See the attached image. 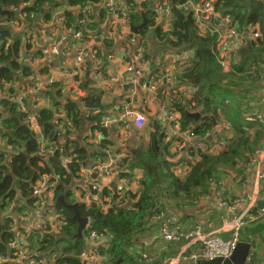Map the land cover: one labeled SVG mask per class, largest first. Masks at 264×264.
Here are the masks:
<instances>
[{
    "label": "trees",
    "instance_id": "trees-1",
    "mask_svg": "<svg viewBox=\"0 0 264 264\" xmlns=\"http://www.w3.org/2000/svg\"><path fill=\"white\" fill-rule=\"evenodd\" d=\"M102 1L0 0V260L9 264H20L9 244L15 239V230L22 221L20 218L29 217L38 209L37 198L32 195L42 176L50 178L54 184L50 190L54 204L50 214H55L57 218L53 222L44 221L41 229L33 231L27 238L30 250L35 249L38 258L51 260L54 257L51 264H85L80 256L89 250L90 233L96 232L99 239L106 241V249L103 250V245L99 248V257L104 259L102 264H145L136 259L137 255L131 252V246L151 226L153 218L157 219L162 212V200L184 197L183 201L189 204L200 194L208 192L210 182L226 175L225 169L243 163L241 178H244L249 171L247 163L250 157L264 141V124L247 121L243 116L245 110L242 109L245 104L241 98L236 100L233 94L237 83L243 85L246 82L250 85L257 82L264 89V0H191L195 5L208 3L218 20L219 15L228 16L238 30H245V35H253L244 40L240 58L236 63H228L226 73L220 64L224 57L216 49L219 33L208 31L209 28L200 23L197 12L179 8L186 0H176L175 3L173 0L130 3L127 4V13H119L118 16L125 18L132 26H139L144 18L147 20L146 27L140 30L138 36L143 58L148 59L159 51L169 50L181 55L192 50L193 57L186 62L182 60L179 75L195 90L193 99H196V103L193 107L186 105V108L188 112L199 111L201 116L207 113L217 115L214 121L224 128L230 127L233 137L219 154H200L184 178H180L172 171L175 165L172 159L176 154L171 153L169 145L155 134L156 144L150 140L147 144L129 149V156L121 159L117 163L118 169L113 170L118 179L126 181L134 178L135 169L143 170L137 190L125 192L119 205L114 204L119 197L116 188L112 192L105 188L102 191L82 189L79 184L84 178L81 172L106 161L110 157L106 150L112 145L106 140V129L102 128L106 106L91 78L96 70L106 76L108 55L114 47L111 38L100 39L103 35L100 26L111 17L107 8L97 7ZM156 3L169 7L171 19L167 30L156 24ZM117 5H120L119 2ZM58 6L64 8L63 29L80 34L84 30L86 33L81 36L83 43H90L88 33L98 34L93 44L99 45L90 49L94 59H85L78 75L70 80L68 74L71 70L64 64V57H57L54 67L35 63L44 56L38 49L35 50V46H32L34 49L31 51V45L25 41L33 33L36 36L43 34L45 25L52 24ZM87 6L91 8L85 14L88 23L82 28L77 20L83 15L74 18L73 10ZM210 21L212 25L218 24L214 18ZM203 31L208 33L204 34ZM132 36L134 34H130V38ZM126 50L130 52L129 47ZM21 55H24L25 60ZM27 60L39 65H34V69ZM150 61L152 66L156 65V62ZM43 76L51 81L46 90L38 95L47 97L48 103L34 107L35 102L27 99L29 95L26 90L34 87L38 81H45ZM227 77H231L227 81L234 80L230 83L235 85L234 88H229L230 85L225 81ZM64 79L67 80L66 84ZM21 94L23 109L18 102ZM248 94L247 99H252V90ZM173 107L176 109L182 105L175 104ZM259 108L262 111L264 106ZM219 111L224 116L222 123ZM31 115L36 117L37 128H32L29 123ZM183 118L181 131L193 128L192 133L199 138L205 137L213 126V120L208 116L198 123H193V118L184 115ZM58 126H62L63 130L58 129ZM152 127L159 131L156 123ZM88 130H101L105 138L98 145L89 144ZM41 139L46 143L44 156L39 154ZM49 150L51 153L45 156ZM64 159L68 161L64 162ZM73 186L76 187L73 189ZM74 190L79 193V197L75 196ZM85 194L97 195L98 200L90 201L87 205L84 201L79 203V214L87 218L89 224L82 239H72L77 228L76 222L72 220L74 212L61 205L57 198L62 196L65 202L71 204L77 203ZM102 205L106 206L105 209ZM6 211L15 221L2 217ZM258 225H246L247 231L240 235L241 241L248 242L250 235L258 233ZM254 228L257 231H253ZM161 262V258L153 259L151 264Z\"/></svg>",
    "mask_w": 264,
    "mask_h": 264
},
{
    "label": "crops",
    "instance_id": "crops-1",
    "mask_svg": "<svg viewBox=\"0 0 264 264\" xmlns=\"http://www.w3.org/2000/svg\"><path fill=\"white\" fill-rule=\"evenodd\" d=\"M118 2L125 10L127 9L128 5L122 0H116V5ZM121 11L124 12L123 10ZM59 12L60 9H57V15L53 20V23L58 27L60 25L57 22L62 14V12ZM156 21L157 25L162 29L167 30L168 27H170V21L164 19V17H158L156 18ZM116 23L120 24L118 28ZM111 26L114 27V32L110 35L111 39L114 41V47L112 50L113 58L109 61L106 76L101 72H98L96 75H91L95 88L101 92V99L104 106H106V112L103 118L106 117L105 119L110 121L108 124L109 129L103 128L106 129L107 132L106 140L112 143L110 148H107L106 150L107 155L110 157H108V159L104 161L102 165H107L110 170H112L114 165L110 164V161L113 157L119 159L128 157L129 149L131 150V148L133 149L135 146L147 144L150 140H155V134H157L158 137L162 136L164 141L165 137L167 138V141L163 143L169 144L171 153L176 154L175 158L172 159V161L175 162L172 171L175 172L176 175H180L181 178H184L183 175L187 173L193 161L199 158L201 152H207L212 155L219 154V152L213 148L212 143H207V146L203 144L202 140H200L198 136H189V132L193 128L181 131V121H184L183 115L186 116L185 114L188 112L186 105H191L193 107V105L196 103V99H193L195 90L192 88L189 82L179 78L180 68H177V65H174L170 62L172 58L177 57L175 55L177 53L167 50V52L159 51L156 54H152L150 58H146L148 63L141 64L139 66V70L147 81L151 79L150 77L152 75L155 77V80H159L158 82H155L154 80L155 89L153 88L148 92H143L142 89L138 88L136 94L126 101V103L129 104V107H131L134 112H138L145 117L146 124L143 128L138 130L133 127L130 118L127 119V122L123 121L121 119L123 112L119 110L115 104V100L125 96L126 92L130 89L124 90L123 87L128 85V81L131 76L130 73L127 72V69L130 65H132V63H134V61L130 59L131 64L128 65L124 60L127 53L126 47L131 46L127 42V39L130 38L129 35L131 34V31L127 25L119 21L117 15H114L113 17H110L109 20L105 21V23L100 26V30L104 33L108 28L111 29ZM36 43L38 42L36 41ZM70 43L72 42H69L65 46L67 47L66 51L68 54L72 50L68 47ZM132 46L136 48L137 43L133 44ZM74 53L75 50L73 49L71 54L73 55ZM71 54L70 56H72ZM179 57L181 60H183V62H186L193 57V51L182 53L179 55ZM150 60L156 62V65L152 66ZM163 79L165 80V83L163 82ZM229 79L230 78L227 77L225 81ZM233 81L234 80L227 81L230 85V89L235 87V85L230 84ZM237 85L238 87L235 88V92H233V94L236 100H240L241 98L242 103L245 104V106L242 107V109L245 110L243 116L247 118L255 114L264 115V112H262L261 108H259V106H261L259 105V102L264 96L263 87L257 82L251 83L250 85H248L246 82L243 83V85L237 83ZM250 86H252V88ZM249 90H252L253 97L252 99L250 98L248 100L247 96L249 95ZM175 104H180L182 107H176L175 109L173 107ZM167 107L174 108L173 111L176 112L175 119L166 117ZM189 113L199 114V118H193V123L200 122L199 120H203L205 116H208L211 120H213L211 131L217 126L222 125L214 122V119L217 117V115H213V113H207L206 115L202 116L200 115L199 111ZM218 115L221 119L220 123H222L224 118L222 112L219 111ZM153 123H156V125L159 126V131L152 127ZM214 125L216 126L214 127ZM224 131L225 130H223V132ZM229 132V135L226 137L227 142L230 141L231 137H233V130L230 127ZM162 134H164L165 137ZM97 137L98 140H95L97 144H99L100 141L105 138L101 134V130L98 132ZM180 145L182 146L181 150L176 152L177 147ZM260 145L257 148H259ZM247 164H249V162ZM242 165H244V163L231 169H225L224 173L226 175L220 177L219 179H215V182H210L208 192L200 194L189 204L183 201L184 197H176L175 199H170L167 201L163 199L161 202V206H163L160 215L161 219L153 221L151 226L147 225V227H150L144 230L145 232L141 236L137 237V240H135L131 246V252L137 255L136 259H140L139 253H143L144 255L151 257L152 261L153 259L155 260L161 258L163 262L164 259H169L170 261L177 255L184 253L186 260L177 263L172 261L171 264H195L198 260L193 261L191 257L193 255L199 256L201 254L200 245L187 244V242H164L159 233L162 223L175 226L185 231H189L193 227L198 226L203 230H212L216 232V234H220L223 238H227L229 236V228L231 225L230 222L235 217L248 210L253 212L255 209L264 206V185L262 183L259 184L256 177L259 164H251L249 171L244 178H241L244 167ZM262 166H264V162ZM133 174L134 178L131 181L125 182L128 189H130L132 192H135L143 178V170L137 168L134 170ZM101 175L103 177L100 178L99 186L97 187L100 189V191H102L104 188L107 191L111 189L110 192L114 191L115 188L117 190L119 189L118 184L120 182L115 176L107 177L103 173H101ZM238 179H248V182L246 184H240L237 181ZM259 185L263 188V190L260 189V192L258 191ZM221 189L223 192L220 191ZM246 193L253 194L256 198L254 206H240L234 211H227L218 204V194L222 195V197H225L226 201L229 203ZM75 196L78 197L80 195L75 194ZM80 199L81 198H79V200ZM26 218L21 217V220L24 221ZM46 220L52 222V215H48ZM254 223H259L260 231L256 234L250 235L249 241L245 242L250 244V252L248 257L249 261L247 264H264V216ZM245 226L241 229L240 235L247 231H245ZM253 231H257L256 228H254ZM260 235H262V237ZM240 242L244 241H241L240 239ZM105 245L106 241L103 240V250L106 249ZM46 258L48 259V256H46ZM40 259L49 262V260L44 259V257Z\"/></svg>",
    "mask_w": 264,
    "mask_h": 264
},
{
    "label": "built area",
    "instance_id": "built-area-1",
    "mask_svg": "<svg viewBox=\"0 0 264 264\" xmlns=\"http://www.w3.org/2000/svg\"><path fill=\"white\" fill-rule=\"evenodd\" d=\"M113 0H107L104 4L105 7L112 8L113 6ZM179 8H182L183 10H193L194 12H197L198 15H200L201 21H206L209 23L210 18H214L215 22H218L217 27H214L212 29V33L216 32L219 33L218 35V42H217V51L218 54L222 57H224L223 61L220 63L221 66H227L230 62H236L239 57V51L241 49V46L243 44V41L245 40V34L243 31H240L237 29L236 25L232 24V20L228 17H221L220 20L216 16H213V9L208 3H202V4H193L191 0H186L182 5L179 6ZM90 7H83L81 10L78 9V15L80 14L82 17L78 20V24L85 26V21H87L85 15L87 12L89 13ZM61 13V12H59ZM157 15H161V17H164L166 20H170V13L169 10L163 5L159 4L156 8ZM121 20L124 22V20L121 18ZM59 21L63 23L64 18L61 15L59 18ZM201 22V23H202ZM220 24V26H219ZM15 26V25H14ZM219 26V27H218ZM30 32L27 33L29 35ZM92 35V34H91ZM82 34L72 32V30H66L63 29V27H58L54 23L53 24H46L43 30V34L37 35L35 41L41 42L44 41V45H48L51 48H54L56 51H58L60 43H63V38H73L72 45L68 46L71 50H75V53L70 56L71 52L68 54L67 47L62 49V57L66 59L64 61V64L70 67V72L68 74V80L71 78H74L78 75L80 68L82 67L85 59H94V54L90 51L92 48V40L93 37L88 36V40L90 41L89 44L83 43L81 41ZM102 39V37H100ZM27 41V40H25ZM134 40L131 39V42ZM57 55V53H56ZM59 58V56L57 55ZM69 57V58H68ZM133 61L134 62H140L138 65V68L135 70V66H132L130 64L129 68L127 69L128 72H131V76L129 79V83L132 87L126 92L125 96H122L121 98L115 100V104L123 112V115L121 119L125 122H127V119H131L132 125L135 129L140 130L143 128L146 124L145 117L138 113L134 112L131 107H129V104L126 103L127 100L132 98L135 94L137 89H142L143 92H148L151 89H155V83H146L142 84V73L139 70V66L143 63L142 61V52L141 49L136 50L133 55ZM177 58V59H176ZM174 65H181L183 64L182 60L179 57L172 58L170 61ZM46 63H53L49 61L43 62ZM55 63V62H54ZM39 77V76H38ZM43 78H45L43 76ZM155 78V77H154ZM50 81H47L45 78L44 80L38 81L35 83L34 87L26 90L29 97L28 100H31V102H35L34 107L39 106H45L46 103H48L47 97L39 96L38 94H41L43 91L46 90V88L49 86ZM46 83V85H44ZM26 93V95H27ZM21 94L18 98V102L20 107L23 109V103L21 100ZM260 103L262 106H264V96L261 98ZM174 108L167 107L166 109V117L175 119L176 112L173 111ZM264 111V109H262ZM63 117V116H62ZM104 117L102 119V125L103 127H108V124L110 121L108 119H105ZM29 123L31 124L32 128H37V122L36 117L34 115H31L29 118ZM247 121L253 122V123H260L264 124V117L263 114H255L251 115L246 118ZM58 129L63 130L62 126H58ZM192 135V134H191ZM218 137L220 136V131L216 134ZM98 132H93V134L88 133V137L91 140H98ZM175 136V135H173ZM213 141L216 142V137H213ZM41 153H39L41 156H44V147H46V143H44L41 139ZM217 146H221L220 144H217ZM182 146L177 147V151H180ZM51 151H47V154L45 156H48ZM68 159H64V162H67ZM264 162V141L261 143L260 147L256 149L255 153L250 157L248 167L250 168L251 164H259L258 172L256 174L257 180L259 184L264 185V166H262ZM118 163V159L111 160L110 164L116 165ZM189 170V169H188ZM104 171L107 177L111 176V170L107 165H98L96 168L93 169V171L88 170L87 175L92 176L93 174H98L95 179L92 181L95 183V188L99 186V180L101 177H103L99 172ZM188 172V171H187ZM187 174V173H186ZM185 174V175H186ZM178 175V174H177ZM183 175V174H182ZM183 175V177L185 176ZM180 177V175H178ZM181 178V177H180ZM240 184H246L248 182V179H238L237 180ZM54 186L53 183L50 182V178L46 176H42L39 179V182L36 183L34 190H33V197L37 198L36 205L38 206V210L31 214V218L28 217L26 220L21 221L20 227L15 230V239L9 244L10 248L15 252V256L17 257V260H22L24 264H50L48 261H45L43 259L38 258L37 253L34 251H31L28 243L27 238L33 233L35 230H39L43 224V222L46 220V217L50 214L49 213V207L51 204V195L49 194V191ZM119 197L114 202L115 205H119L118 203L121 201V198L123 197V189L125 188V183H120L119 185ZM86 187V186H85ZM260 189L263 190V188L259 185L258 191L260 192ZM220 191L223 192L221 189ZM88 198L97 199V195H86V200ZM218 198V204L220 207L225 208L227 211H234L237 207L240 206H254L256 198L253 194L246 193L244 195H241L240 197L234 199L231 202H227L225 197H222V195H217ZM7 218H11L10 215H6ZM264 216V206L259 207L255 209L253 212L251 210H248L246 212H243L241 215L235 217L230 222V228H229V236L227 238H223L220 234H216V232L212 230H203L201 227L195 226L189 231L182 230L180 228H177L172 225H168L166 223H162L159 229V233L166 243H180V242H187V244H199L201 249V254L199 256H192L191 258L193 261L196 260H213L217 258H228L230 257L233 250L236 248L237 244L240 242V232L241 229L250 223H254L261 219ZM54 217V216H53ZM160 217V216H158ZM157 217V218H158ZM153 220H156L153 218ZM89 224V221H88ZM88 228V225H87ZM96 232H91L88 241L90 243L89 250L82 253L80 256V260L84 262L85 264H102L104 262V259L99 257V248L101 247L102 242L101 238L99 239L98 236H96ZM140 254L139 261L144 262L145 264H151L152 258L148 257L147 255H144L143 253ZM38 258V259H37ZM37 259V260H36ZM54 257L52 258L51 262H54ZM183 260H186V256L184 253H181L171 259L163 260L161 264H171L172 261L182 262ZM5 260H0V263H5Z\"/></svg>",
    "mask_w": 264,
    "mask_h": 264
},
{
    "label": "clouds",
    "instance_id": "clouds-1",
    "mask_svg": "<svg viewBox=\"0 0 264 264\" xmlns=\"http://www.w3.org/2000/svg\"><path fill=\"white\" fill-rule=\"evenodd\" d=\"M107 1V0H106ZM106 1H102V3L103 4H105V2ZM115 1L116 0H113L112 2H114L113 3V6H112V8H109V7H105V8H107V10L110 12V14H111V17H113L114 15H117V17H118V19H119V21L120 22H122V23H124L125 25H127L126 23H127V21L125 20V18H122V17H119L118 16V14L119 13H121V14H126L127 12V10H125L123 7H122V5H116V3H115ZM133 2L132 3H135V4H140L142 1H144V0H132ZM173 3H175L176 2V0H173L172 1ZM204 3V2H203ZM127 4H130V2H128ZM157 5H159L158 3L155 5V7H154V9H155V12H156V8H157ZM103 7V6H102ZM120 9H119V8ZM135 7H138V6H135ZM116 8H118V9H116ZM57 9H60V12H62V16H63V14H64V8L63 7H60V6H58V8H56L55 9V11H54V18H53V20L55 19V16L57 15ZM100 9H101V7H100ZM167 9L169 10V7H167ZM121 10H123L124 12H122ZM126 12V13H125ZM59 14V13H58ZM74 14V18H76V16L77 17H79L80 15H78V14H76L75 12L73 13ZM87 17V16H86ZM158 17H161V15H158ZM157 17V18H158ZM219 17L221 18V16L219 15ZM79 18H81V17H79ZM121 18L124 20V22L121 20ZM170 19H171V17H170ZM211 20V18L209 19V24L206 22V21H201L200 23L203 25V26H205V27H208L209 28V30L208 31H212V29H214V27H217V25H212V22L210 21ZM170 21V20H169ZM63 23H64V21H63ZM63 23H62V26L61 27H63ZM87 21H85V26L87 25ZM199 23V24H200ZM52 24H53V21H52ZM77 24H78V20H77ZM157 24V23H156ZM79 25V24H78ZM119 25L120 24H117L116 23V26H117V28L119 27ZM85 26H81L82 28H84ZM123 26V25H122ZM128 27H129V25H127ZM158 26V25H157ZM113 30L112 32H110V30ZM111 29L110 28H108L104 33L102 32V36H100V37H102V39H105L106 37H108V38H111L110 37V35H111V33H113L114 32V27L113 26H111ZM131 31V30H130ZM208 31H203L202 33H204V34H207L208 33ZM31 32V31H30ZM84 32V33H83ZM243 32H245V30L243 31ZM86 32L84 31V30H82V35L83 34H85ZM92 34V35H91ZM131 34H133L132 32H131ZM39 35V34H38ZM88 36H91V37H93V40H92V47L93 46H98L99 44H93L94 43V41H95V39L97 38V36H98V34H96V33H88V35H87V37ZM130 36V35H129ZM139 36V35H138ZM138 36L137 35H135L134 34V36H132L131 38H128L127 39V42L131 45L129 48H131L130 49V52H128L127 50H126V57L124 58V60L127 62V64H130L131 63V60L133 59V57H132V55H133V53L136 51V50H138V49H141V48H139V45H140V42H139V38H138ZM249 35H245V39H250L252 36H249ZM101 39V38H100ZM131 39H133L134 41L133 42H131ZM65 42V41H64ZM137 43V46H136V48H134L132 45L133 44H136ZM243 43H244V41H243ZM73 43H70L69 44V46L70 45H72ZM35 46V45H34ZM242 46H243V44H242ZM241 46V47H242ZM37 48L35 47V50H36ZM141 51H142V49H141ZM192 51V50H191ZM239 54H240V51H239ZM112 55H113V53L111 52L109 55H108V61H110L113 57H112ZM131 55V56H130ZM241 55V54H240ZM130 56V57H129ZM177 57H179L178 55H176ZM142 61H143V63L142 64H146V63H148V61L146 60V59H144L143 58V55H142ZM180 58V57H179ZM240 58V57H239ZM131 59V60H130ZM181 59V58H180ZM238 61V60H237ZM236 61V62H237ZM235 62V63H236ZM140 62H134V63H132V65L133 66H135V70L138 68L137 67V65L139 64ZM219 63V62H218ZM181 65H183V64H181ZM181 65H177V68H180V66ZM99 72V70H96L95 72H94V74H91V75H96L97 73ZM128 72V71H127ZM128 73H130V75L132 74L131 72H128ZM98 77V76H97ZM151 79L150 80H146L145 79V77H144V75H142V79H141V83L142 84H146V83H154V80H155V78L153 77V75L150 77ZM128 85H130V83L128 82ZM81 101H79V103H80ZM181 123H182V121H181ZM216 126V125H215ZM214 126V127H215ZM102 128H108V127H103L102 126ZM223 130H226V131H229V129H227V128H224L223 127V125H219V126H217L214 130H212V131H210L205 137H203V138H200V140H202V142H203V144H205V145H207V143L209 144V143H212L213 144V148L214 149H216L219 153L223 150V147L225 146V145H227V144H225L224 142H226L223 138H222V133H223ZM218 131H220V136L218 137L216 134L218 133ZM91 132V134H93V132H95V130L94 131H90V130H88L87 131V137H88V133H90ZM97 132V131H96ZM192 134V135H191ZM164 137H165V135L164 134H162ZM189 136H196V135H194L193 133H192V130H190V132H189ZM216 137V142L215 141H213V137ZM162 137V136H161ZM163 139V138H162ZM88 140H89V144H91L92 142H95L94 140H91V139H89V137H88ZM207 140H209V141H207ZM165 141H167V138L165 137ZM164 140H163V142H165ZM96 143V142H95ZM97 144V143H96ZM217 144H220L221 146H217ZM98 145V144H97ZM169 145V144H168ZM208 146V145H207ZM202 153H207V152H201L200 154H202ZM107 154V153H106ZM110 155H111V153H110ZM116 159H118V162L121 160V159H119V158H116V157H113L111 160H116ZM104 162V161H103ZM111 162V161H110ZM194 162V161H193ZM96 165L98 166V165H102V163H96L94 166L95 167H93L92 169H85V170H83L82 172H81V175L84 177L82 180H84L83 181V183H80V187H82V189L83 188H88L90 191H91V189H97L98 191H100V189H98V188H95V183H93L91 180H94L95 179V177H93L94 176V174L92 175V176H88L87 175V172L86 171H88V170H91V171H93V169L94 168H96ZM191 166V165H190ZM190 168V167H189ZM114 169H118L117 168V164L116 165H114L113 166V169L111 170V176L110 177H112V176H115L117 179H118V177H117V174H115L114 172H113V170ZM100 174L101 173H103V174H105V172L104 171H100L99 172ZM174 174H175V172H173ZM176 175V174H175ZM178 176V175H177ZM119 180V182L120 183H125V181L126 180H122V179H118ZM119 183V184H120ZM99 184V183H98ZM118 184V185H119ZM86 186V187H85ZM119 187V186H118ZM126 188H127V190H129L128 189V187L126 186V184H125V188L123 189V194L125 193V192H127V190H126ZM117 190V189H116ZM119 190V189H118ZM75 191V190H74ZM120 191V190H119ZM75 194H77V195H79V193H77L76 191L74 192ZM49 194L51 195V191H49ZM86 195H90V194H85V196L83 197V198H81L80 200H83L84 201V203H89V202H87V200H86ZM52 197V196H51ZM79 197V196H78ZM90 200H92V201H97L98 200V198L97 199H92V198H89ZM79 199L77 200V201H80ZM67 203V202H66ZM124 203V202H123ZM122 203V204H123ZM70 204V203H69ZM71 204H74V203H71ZM121 204V205H122ZM78 205H79V203H78ZM54 207V204H52V198H51V204H50V207H49V213H51V209ZM106 206H104V205H102V208H105ZM38 210V209H37ZM36 210V211H37ZM11 212H12V210H11ZM35 212V211H34ZM33 212V213H34ZM9 215V212H4V213H2V217H6L7 218V216L6 215ZM32 214V213H31ZM30 214V215H31ZM50 216H51V214H49ZM11 216V218H9V219H14L13 218V216L12 215H10ZM54 216V217H53ZM53 221H55V219L57 218L56 217V215L55 214H53ZM26 217H28V216H25V217H23V218H26ZM161 219V217H158L156 220H160ZM14 221H15V219H14ZM46 221V220H45ZM52 221V222H53ZM154 221V220H153ZM20 227V226H19ZM18 229V228H17ZM16 229V230H17ZM41 229V228H40ZM39 229V230H40ZM29 238V237H28ZM28 242V241H27ZM101 242H102V244H103V239L101 238ZM33 251L34 252H36L37 253V251L35 250V249H33ZM53 258V257H52ZM52 261V259L51 260H49V262H50V264L52 263L51 262ZM17 262L18 263H20V264H23V262H20V260H17ZM2 264H9V263H7V261L5 262V263H2Z\"/></svg>",
    "mask_w": 264,
    "mask_h": 264
},
{
    "label": "water",
    "instance_id": "water-1",
    "mask_svg": "<svg viewBox=\"0 0 264 264\" xmlns=\"http://www.w3.org/2000/svg\"><path fill=\"white\" fill-rule=\"evenodd\" d=\"M128 2L132 3L133 1L130 0ZM126 24L129 25L131 32L138 36L140 30L142 28L146 27L147 20L144 18L143 22L139 26H132L128 22ZM46 64H49L50 67H54V65H55L54 62L53 63H46ZM163 82L165 83L164 79H163ZM130 87H132V86L126 85L123 87V89L127 90ZM185 115L187 117L194 118V119L199 118L198 113L186 112ZM154 143L156 144L155 140H154ZM57 201L60 202V204L65 206L66 208H70L73 210L74 215L72 217V220L74 222H76L77 228H76V233L73 235L72 239H82L84 232H85L87 225H88V219L80 216L79 211H78V206H79L78 203H74V204L66 203L62 196L58 197ZM249 252H250V244L245 243V242H239L237 244L236 248L231 253L230 257H228V258H217V259H213V260H209V261L198 260V261H196L195 264H247V262L249 261V259H248ZM20 262H22V260H20Z\"/></svg>",
    "mask_w": 264,
    "mask_h": 264
},
{
    "label": "rangeland",
    "instance_id": "rangeland-1",
    "mask_svg": "<svg viewBox=\"0 0 264 264\" xmlns=\"http://www.w3.org/2000/svg\"><path fill=\"white\" fill-rule=\"evenodd\" d=\"M125 4H127L128 3V1H130V0H122ZM102 6H104V4L103 3H101L100 5H98L97 7L98 8H100V7H102ZM91 9V8H90ZM76 13V14H78V9H75V10H73V13ZM60 26L59 27H61L62 26V22L61 21H59L58 20V22H57ZM209 24V23H208ZM80 25V24H79ZM219 26H220V24H219ZM218 26V27H219ZM249 37V36H248ZM35 39H36V34L35 33H33V35L32 36H30L29 38H27V43H29L30 45H31V51L34 49V48H32V46H34L35 45V47L40 51V52H42V54H43V56H44V58L43 59H37L36 61H35V63H43V62H45V61H49V62H56V57H57V55L59 56V58L61 59L62 58V49L69 43V42H72L73 41V38H63V40L65 41L64 43H60V45H59V48H58V51H56L54 48H51V47H49L48 45H44V41H41L40 43L38 42V43H36V41H35ZM56 53H57V55H56ZM72 55V54H71ZM21 58L23 59L24 58V55H21ZM177 59V58H176ZM23 60H25V59H23ZM27 62H29L28 64L31 66V67H33L34 69H35V67L37 66V65H39V64H35V63H32V62H30L29 60H27ZM34 65H36L35 67H34ZM222 69H223V72L224 73H226V72H228V67L227 66H222ZM229 78H231V77H229ZM63 82L66 84L67 83V80L66 79H64L63 80ZM241 84V83H240ZM255 102H257V101H255ZM257 104V103H256ZM229 131H224L223 132V134H222V138L226 141V142H224L225 144H227V140H226V137L229 135ZM150 182V181H149ZM90 201H92V200H90L89 198L87 199V202H90ZM83 202V200L81 201H78L77 203H82ZM161 215V213L159 214V216ZM29 219L31 218V216H29L28 217ZM21 219V218H20ZM55 230V229H54ZM134 256L135 255H133L132 257L134 258Z\"/></svg>",
    "mask_w": 264,
    "mask_h": 264
},
{
    "label": "flooded vegetation",
    "instance_id": "flooded-vegetation-1",
    "mask_svg": "<svg viewBox=\"0 0 264 264\" xmlns=\"http://www.w3.org/2000/svg\"><path fill=\"white\" fill-rule=\"evenodd\" d=\"M83 181H84V180H81V182H80V183H83ZM80 183H79V184H80ZM75 187H76V186H73V189H74ZM73 215H74V214H73Z\"/></svg>",
    "mask_w": 264,
    "mask_h": 264
},
{
    "label": "bare ground",
    "instance_id": "bare-ground-1",
    "mask_svg": "<svg viewBox=\"0 0 264 264\" xmlns=\"http://www.w3.org/2000/svg\"><path fill=\"white\" fill-rule=\"evenodd\" d=\"M158 81H159L158 79L155 80V82H158ZM92 143H95V142H92ZM95 144H96V143H95ZM125 184H126V182H125Z\"/></svg>",
    "mask_w": 264,
    "mask_h": 264
}]
</instances>
